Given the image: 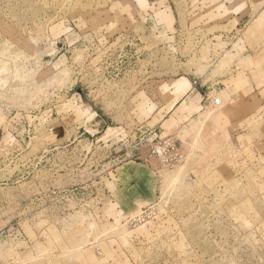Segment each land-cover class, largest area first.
Returning <instances> with one entry per match:
<instances>
[{
  "label": "rangeland",
  "instance_id": "rangeland-1",
  "mask_svg": "<svg viewBox=\"0 0 264 264\" xmlns=\"http://www.w3.org/2000/svg\"><path fill=\"white\" fill-rule=\"evenodd\" d=\"M219 4L0 0V264H264V158L253 186L226 171L208 179L211 192L191 189L188 206L165 197L123 219L103 198L106 174L171 112L162 83L212 84L221 107L222 69H247L255 39L220 32ZM74 87L91 108L70 100ZM94 111L118 129L91 144ZM207 202L220 215H198Z\"/></svg>",
  "mask_w": 264,
  "mask_h": 264
},
{
  "label": "crops",
  "instance_id": "crops-1",
  "mask_svg": "<svg viewBox=\"0 0 264 264\" xmlns=\"http://www.w3.org/2000/svg\"><path fill=\"white\" fill-rule=\"evenodd\" d=\"M220 1L221 4L213 11L217 18L223 16V22L218 25L220 32L226 29L232 33L233 39L246 32L249 39H255V50L250 49L247 53V69H241L237 73L238 68L234 64L222 69L219 76L221 80L217 83L221 84L218 94L222 95L224 102L215 110H211L214 107L211 93L215 92L210 91L212 84L205 87L206 83L200 84L185 75L162 83L163 93L171 100V112L161 123L159 131L178 141L185 158L178 167L164 171L155 166L154 160L145 153L139 160L121 162L113 173L106 174L103 198L109 210L118 217L132 218L146 206L164 201L165 197L174 202L175 207L181 204L178 198L181 195L184 206L195 204L191 201V189L213 190L212 186L206 184L208 179L213 176L222 178L219 174L226 171L232 175L231 180L236 182V187L254 185L257 163L264 158V149L257 148L264 145V0ZM166 13L170 19V14H175V10L172 11L169 7ZM175 32L174 27L168 26V35L173 33L175 38ZM232 45L237 43L233 42ZM228 56L232 63L240 59L234 52ZM261 67L262 72L257 70ZM237 77L239 78L235 79ZM162 85L152 88L151 92L160 94ZM120 92H127V89H123L121 85ZM58 94L59 92H55L57 98ZM82 94L78 87H74L70 100L79 109L82 105L91 108ZM124 102L120 101V107ZM256 110L259 111L257 115L254 114ZM109 118L107 116L102 119L94 111V121L89 125L101 127V130H97L94 133L97 135H92L87 141L91 144L98 142L102 136L98 134L104 127V132L118 129L107 125ZM81 141L83 139L78 140V144ZM200 184L201 188L198 187ZM205 205L207 209L198 215L203 218L220 215L216 209L208 210L212 203L207 202Z\"/></svg>",
  "mask_w": 264,
  "mask_h": 264
},
{
  "label": "built area",
  "instance_id": "built-area-1",
  "mask_svg": "<svg viewBox=\"0 0 264 264\" xmlns=\"http://www.w3.org/2000/svg\"><path fill=\"white\" fill-rule=\"evenodd\" d=\"M213 106H219L220 100L214 98L211 100ZM133 154L134 159H141L142 153L148 154L153 160L154 165L159 169H173L181 165L185 155L178 141L169 135H163L161 132L153 129L147 136H142L135 146ZM136 221V219L134 220Z\"/></svg>",
  "mask_w": 264,
  "mask_h": 264
}]
</instances>
